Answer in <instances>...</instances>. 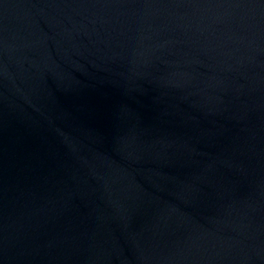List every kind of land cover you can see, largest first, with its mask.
I'll return each instance as SVG.
<instances>
[{
    "label": "water",
    "instance_id": "1",
    "mask_svg": "<svg viewBox=\"0 0 264 264\" xmlns=\"http://www.w3.org/2000/svg\"><path fill=\"white\" fill-rule=\"evenodd\" d=\"M0 264H264V0H0Z\"/></svg>",
    "mask_w": 264,
    "mask_h": 264
}]
</instances>
